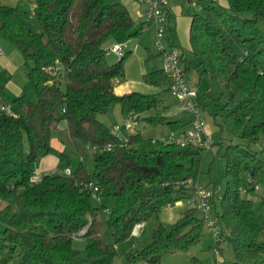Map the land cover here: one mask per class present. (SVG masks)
<instances>
[{
  "label": "trees",
  "instance_id": "trees-1",
  "mask_svg": "<svg viewBox=\"0 0 264 264\" xmlns=\"http://www.w3.org/2000/svg\"><path fill=\"white\" fill-rule=\"evenodd\" d=\"M195 1L201 11L191 13L192 57L181 50L182 64L187 72H218L225 86L213 97L212 115L226 159V188L212 197V205L224 239L232 244V264H264V222L257 213L264 208V195L254 198L259 182L264 185V0ZM36 6L32 23L19 3L0 0V34L21 51L38 93L32 101L26 94L9 95L0 85L4 101L16 105L12 114L0 110V253L16 254L18 264H113L118 243L132 238L138 223L159 216L168 202L189 196L205 148L160 142L157 149L141 150L133 146L143 138L137 131L125 145L92 150V171L81 158L71 173L49 172L31 183V173L46 155L57 156L61 169L70 167L68 152L54 144L53 129L61 121L72 138L92 146L116 141L98 117L113 102L140 114L160 102L155 94L115 92L129 53L125 50L110 63L106 48L138 34L123 0H36ZM57 61L66 66L65 76L52 72ZM143 79L168 89L172 82L163 68L146 72ZM201 105L210 111L205 100ZM142 117L172 131L191 121L153 113ZM225 132L230 134L227 143ZM258 143L259 149L254 147ZM88 180L99 185L100 202L85 187ZM111 197L113 207L104 201ZM104 226L112 242L102 238ZM204 226L199 208L188 206L170 229L161 223L147 245L129 250L124 264H160L165 253L197 243ZM84 227L88 242L77 248L73 234Z\"/></svg>",
  "mask_w": 264,
  "mask_h": 264
},
{
  "label": "rangeland",
  "instance_id": "rangeland-1",
  "mask_svg": "<svg viewBox=\"0 0 264 264\" xmlns=\"http://www.w3.org/2000/svg\"><path fill=\"white\" fill-rule=\"evenodd\" d=\"M1 1L9 5H16L19 3L21 5L22 12L24 13L31 10L32 3L36 4V0H1ZM169 1L171 2L172 5V0ZM181 1L183 7L179 14L183 17L182 19L186 20V24H187V21L191 13L201 11V8L199 4L195 2V0L194 1L181 0ZM218 1L224 5H227V0H218ZM123 2L129 7L136 25L137 20L139 21V19L141 18L138 15L135 17L134 15L135 11H133V8L138 3H140V1L123 0ZM35 9H37L36 5H35ZM174 14L178 15L177 12H175ZM245 15L252 16L251 13H246ZM30 21L32 23H35L36 19L33 18L30 19ZM260 26L264 28V21H260ZM185 27L187 26L185 25ZM155 30L156 31L150 28L149 31L147 32L148 43L150 47L149 50L151 53V55L147 57V60L151 62V60L158 58L157 62L158 64H161V67L157 66L156 68H163L164 59L161 55H157L158 51L156 46V41H157L156 25H155ZM185 37L188 38V31H185ZM175 39L177 40L180 49L184 50L187 55L192 57L189 52L188 46H186L181 39H178L176 35H175ZM0 45L3 48V50L6 51H8V46H10L11 48H16L9 40H7L1 34H0ZM22 58H23V62L21 67V73L19 70L16 72V77H18L16 78V80L19 79V76L23 78L24 75L27 78H29L27 68L24 63V57ZM202 74H203V79H202L203 84H201V87L198 84L195 85L198 92L201 91L200 89L202 88L203 90H206L210 87L211 94L218 96L225 89V86L222 81V76L218 72L212 71V73L209 74L208 72L203 71ZM21 83L23 84V82ZM151 85L152 88L146 90L145 93L155 94L159 98L160 102L157 108L153 109L150 112H145L144 115L146 116L152 113L160 114V115L168 114L171 115L169 117L175 118L178 115L177 112L180 110L179 100L177 96L172 92L171 89H168L164 85L162 86L153 85V84ZM23 87H24L23 90L24 92L22 94H26L32 101L38 100L37 89L30 78L27 79L25 84H23ZM8 91L12 96L19 95L16 94V92H14L13 88ZM161 103L168 104L167 112L163 110L162 106L160 105ZM208 105L209 107L212 108L211 112L204 107H202V109H203L204 117L206 119V123H208L207 125H209L212 129V134L215 143L213 144L212 147L207 148L203 151L199 163V173L197 177V182L207 186L209 189H212L215 186H220L221 193H223V191L226 188V177L224 175L226 159L223 155V148L217 143L220 140L221 136H220V132L218 131V126L216 125L212 115V112L216 109V104L213 98L210 99V104ZM121 107H122L121 103L113 102L109 111L105 114H99L98 117L101 120H104V122L110 127L115 124H121L123 122L122 120L119 119L121 114ZM13 109H16V105H13ZM141 124H142L141 132L143 138L139 141H136L133 146L141 150H152L159 148L160 142L154 141L153 139L159 136L161 133H164L168 129L167 124L158 123L156 125H153L144 119H142ZM53 134L55 136L54 144L58 148L68 152V154L72 158L71 163L69 164L70 168L77 167V165L80 162V159L82 158L83 162L86 164L89 171H92L94 169L95 164H94L93 152L87 147L85 143H83L80 139L72 138L67 128L60 130L59 138L57 137L58 134L57 128H54ZM229 135L230 134L228 132L224 133V137H225L223 139L224 143L228 142L227 137H229ZM27 145L28 144L26 142V146ZM261 146H262L261 143L254 145V147L257 149H259ZM62 161L67 162V158H64ZM262 195H264V185L262 182H259L258 193L254 198L260 200ZM104 201L109 203L110 206L113 207L114 198L111 197L105 199ZM188 206H191V204L188 202L187 198H183L181 204H174L173 206H167V205L164 206L161 209L159 216H153L147 221H145V225H143L141 232L137 234L133 233L134 235L132 238H128L118 243L117 247L119 250V254L116 255L113 264H124L123 257L129 250H131L132 248L140 249L145 245H147L152 239V232L154 228L158 227L161 223H165L167 225V228L170 229L174 221L181 215L183 210ZM212 213H215L214 206L212 207ZM257 213L262 216L261 219L264 222V208L258 207ZM2 226L3 224L0 222V227ZM203 231L204 233L202 237L198 240L197 243L192 245L188 250L169 251L163 255L161 263L162 264H198V263L212 264L218 259H223L226 262H232V258H233L232 244L229 241L224 240L221 242V245L219 246L216 245L214 233L211 229H209V227L206 224L204 226ZM100 234L104 240L108 242H112L111 231L107 228V226H104L101 229ZM262 239H264V235H262ZM87 242L88 240L86 237L74 238L73 241L74 246L77 248H84ZM145 262L146 261H139L132 264H146ZM0 264H18V256L16 254H13L11 256L9 251L0 253ZM149 264H153V263H149Z\"/></svg>",
  "mask_w": 264,
  "mask_h": 264
},
{
  "label": "built area",
  "instance_id": "built-area-1",
  "mask_svg": "<svg viewBox=\"0 0 264 264\" xmlns=\"http://www.w3.org/2000/svg\"><path fill=\"white\" fill-rule=\"evenodd\" d=\"M145 4V8L139 12V17L145 24L153 22L157 28V51L164 59L163 70L170 76L171 84L170 89L177 96L179 100V108L182 112L189 113L191 115L190 126L185 127L177 131H169L155 137L154 141L174 143L178 145H187L190 143L197 144L205 149L210 148L214 144L213 134L207 130L206 119L203 114L201 102L199 100V92L194 85L187 80V71L185 70L181 61V49L178 45L167 39V21L170 14V1L169 0H139ZM187 1V0H184ZM194 1V0H189ZM196 2V1H195ZM36 15L35 5L31 7L29 16L34 18ZM125 42H113L106 48L108 52H114L118 56H122L125 53ZM54 74L65 76L67 74V68L63 62L57 61L52 68ZM0 110L9 114L14 113L13 105L10 102L0 100ZM140 113L130 108L126 111L125 117L121 124H115L110 127V132L116 136V141H108L92 146H87L90 150H111L116 147L117 144L125 145L128 143L132 134L137 132L139 125ZM136 131V132H135ZM61 170L65 173H71L70 167L60 168L59 166L48 171H42L38 168L34 169L30 176L31 183H38L41 181L44 174ZM85 187L91 192V197L100 202L102 197L100 195V187L94 181L88 180L85 182ZM258 187V186H257ZM190 194L187 197L191 206H197L201 211L205 224L214 233L216 245H220L225 239L224 231L220 223L219 218L215 213H212V197L221 194V187L215 186L209 189L207 186L198 182L191 184ZM181 204L182 199L175 202H168L167 206H173L174 204ZM140 223L136 225L139 228ZM136 230V229H135ZM133 230L132 234H136ZM87 231V227H84L73 234L74 238L82 237ZM133 234V235H134ZM162 264V263H160ZM212 264H232V262H226L223 259H218Z\"/></svg>",
  "mask_w": 264,
  "mask_h": 264
},
{
  "label": "crops",
  "instance_id": "crops-1",
  "mask_svg": "<svg viewBox=\"0 0 264 264\" xmlns=\"http://www.w3.org/2000/svg\"><path fill=\"white\" fill-rule=\"evenodd\" d=\"M34 5L36 4L32 3L31 7ZM182 5L183 4L181 0H172V5L170 2V14L168 16V21H167V29H168L167 39H169L171 42L179 46L177 40L175 39V35H176V37L178 39H181L182 42L186 46H188V48L190 49L191 48L190 47V25H191L192 17L191 15L189 16V19L186 24V20L182 19L183 17L179 14L182 10V7H183ZM144 8H145V4L140 1V3H138L133 8V11H135L134 12L135 17ZM175 12H177L178 15H175L174 14ZM136 23L137 24L134 26V29L138 30V34L130 38L127 41L126 45L124 46V48H126V51L129 53L126 59V62H125V77L123 79H117L115 81L114 89H115V92L118 94H124V93L134 91V90L145 93L146 90H149L152 88V85L144 81L143 75L146 72H149L155 69H160V68H156L157 66L161 67V64H158L157 62L158 58L151 60V62L147 60V57L151 55L150 50H149L150 47L148 43L147 32L149 31L150 28L156 31L155 30L156 24L152 22L145 24L142 19H139V21L137 20ZM185 25L187 27H185ZM185 31H188V38L185 37ZM110 43H108V45ZM183 51L184 50H182V52ZM157 55L159 54L157 53ZM22 57L23 56L20 50L16 48H11L10 46H8V51H6V50H3V48L0 45V85L2 86L3 90L9 95L11 94L9 93L8 90L12 88L14 92H16V94L21 95L24 92L23 84H25L27 79H29L24 75L23 78L19 76V79L16 80V78H18L16 77V72L19 70L21 73V67H22V62H23ZM107 58L110 63H114L120 59V57L114 52H108ZM208 73L211 74L212 71H209ZM202 79H203V74L200 73L198 69H192L191 71L187 72V80H189L194 85V87L196 84H198L201 87V84H203ZM21 82H23V84ZM200 90H201L199 91L200 92L199 93L200 102L205 100L206 103L210 104V99L215 97V95L211 94V88L209 87L206 90H203L202 88ZM0 100H4L1 94H0ZM160 105L162 106L163 110L167 112L168 104L161 103ZM209 109L211 111L212 108L209 107ZM127 110L128 108L127 107L124 108L122 105L121 114L119 117L120 120L123 121ZM177 113L178 115L175 118L173 117H170V118L183 119L185 121L191 120V115L189 113L182 112L181 110H179ZM143 115H144L143 113L140 114V119H139L140 126L138 125L139 127H137V131L140 133H142L141 132V126H142L141 121L143 119L142 117ZM161 115H165L167 117L171 116L168 114H161ZM189 126H190V122L188 123L186 127H189ZM206 127H207V130L212 133L211 127L209 125H207ZM55 128H57V131H58L57 137L59 138L60 130L67 128V122L65 120L61 121ZM169 131H172V130L168 128L164 133L169 132ZM53 137L55 138L54 134H53ZM60 162L61 161L57 156L46 155L41 159L38 165V169L42 171H48V170L58 167L60 165ZM139 225H140L139 228H136V226L134 228V230L136 229L135 230L136 234L141 232L143 225H145V221L140 223ZM145 263L149 264L147 262Z\"/></svg>",
  "mask_w": 264,
  "mask_h": 264
}]
</instances>
